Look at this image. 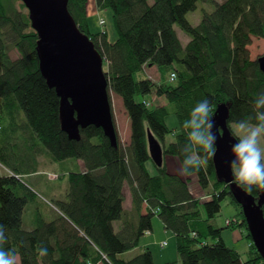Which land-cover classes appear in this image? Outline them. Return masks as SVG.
Instances as JSON below:
<instances>
[{
  "label": "trees",
  "instance_id": "obj_1",
  "mask_svg": "<svg viewBox=\"0 0 264 264\" xmlns=\"http://www.w3.org/2000/svg\"><path fill=\"white\" fill-rule=\"evenodd\" d=\"M26 9L22 0H0V164L9 171L0 175V225L3 248L15 250L17 264H156L149 248L122 257L153 231L155 216L177 239L178 261L164 264H264L255 246L243 259L214 224L227 197L240 206L232 192L210 194V201L196 196L212 187L218 191L225 182L216 175L213 157L195 172L194 166L185 169V160H199L204 153L189 139L193 129L183 127L204 99L212 106L205 125H211V135L220 129L221 104L231 131L234 123L258 126L264 120V106L257 108L264 101V72L249 49L253 39L264 38V0H68L80 31L104 59L110 97L122 99L129 117V145L123 146L117 134L118 148L93 125L80 129L78 140L61 129L60 99L39 70L38 35ZM106 10L117 34L113 41L102 30L106 20L98 21L97 32L89 21L91 14ZM197 13L201 18L195 23ZM10 47L19 57L11 58ZM149 67L161 73L160 82L146 75ZM151 95L166 104L147 106ZM169 115L180 131L170 129ZM148 132L164 149L161 167L150 156ZM172 134L174 140L166 144ZM42 154L55 164L75 163L76 169L40 171ZM169 161L177 164L175 171ZM184 171L194 174L183 176ZM38 173L55 180L65 175L68 183L63 198H47L49 214L36 187L25 180ZM248 193L257 197L260 190ZM245 221L231 220V228H243ZM245 236L250 240L249 232ZM39 248L47 255L40 257Z\"/></svg>",
  "mask_w": 264,
  "mask_h": 264
},
{
  "label": "water",
  "instance_id": "obj_2",
  "mask_svg": "<svg viewBox=\"0 0 264 264\" xmlns=\"http://www.w3.org/2000/svg\"><path fill=\"white\" fill-rule=\"evenodd\" d=\"M32 28L38 35L36 52L39 70L60 99L61 129L70 139H80V129L93 125L101 128L112 146L118 148L116 129L104 59L89 37L82 33L68 9V0H22ZM264 72V56L258 58ZM226 105L216 111L217 151L213 157L219 180L230 183L234 199L241 205L251 240L264 259V190L258 198L239 186L229 164L231 149L238 144L226 123ZM150 156L158 167L163 165V148L148 132Z\"/></svg>",
  "mask_w": 264,
  "mask_h": 264
},
{
  "label": "rangeland",
  "instance_id": "obj_3",
  "mask_svg": "<svg viewBox=\"0 0 264 264\" xmlns=\"http://www.w3.org/2000/svg\"><path fill=\"white\" fill-rule=\"evenodd\" d=\"M200 18H201V14L199 15L197 13L196 16L192 15V20L195 23H198L200 21ZM103 19L106 20V25L102 28V30L106 29L110 40L112 41L116 40L117 34H116V30L113 24L112 12L110 10H106V11H103L102 13H98L96 16L94 14L90 15L89 21H90L92 30L94 32L100 31L101 27L98 25V21L100 22ZM177 29L179 28L177 27ZM179 34L181 36V39H183L184 41L188 40L187 37L184 36L182 33H179ZM249 49H250L251 58L254 60L264 56V38L263 39H253L252 44L249 46ZM9 50H10L11 58L19 57V53L16 49H12L10 47ZM106 68L107 66L104 65V70H106ZM146 75L153 81L160 82L161 73H159L157 68L155 67L147 68ZM110 99H111L110 102L112 105V112L114 116L116 129L119 135V139L123 146H128L130 142V133H131L130 120L123 106V101L119 96H117L114 93H111ZM145 99H146L147 106H150V107L166 104L163 97H158L156 95H151L149 97H146ZM167 124L170 127V129L176 132L180 131L178 127L179 125L174 115L168 116ZM249 126H254V125H249ZM231 129L232 131H234L232 126H231ZM173 140H174V135L173 134L169 135L166 138L165 143L169 144ZM262 146H264V141H262ZM39 161H40V168H39L40 171L46 170L49 172H56L59 174V171L63 168H67L64 171H67L69 169H72V170L76 169L75 163L67 161L64 164H55L51 162V159H49L48 156H45L43 154L40 155ZM67 163H68V166L63 167V165ZM175 167H177V164L173 163L172 161L168 162V168L173 169V171H175L174 170ZM155 172H156L155 168L152 167L151 173L153 174ZM0 173L5 175V174H8L9 171L6 169V167L0 164ZM47 177H44V175H41L40 173H38V175L25 177V180L28 183H32L36 187V189L34 187L33 188L35 189V192L38 194L40 206L44 210L45 214H49V212L51 213V209H52V207L49 206L50 204L48 203L49 201L47 198H55V199L63 198L67 191V187H68V183H67V180L65 179L66 178L65 175L61 176L59 180H55L57 178L55 175H52V174H50ZM194 179L195 178L192 179V185H194V188H195L194 191L198 194L199 189L196 187L194 183L195 182ZM229 185L230 183L228 184L225 182V184L222 187H219L218 191H216V189L212 187L210 191L208 192L209 194L206 195L204 191H202L200 194L196 196L198 198L200 197L201 201H204L205 200L204 196H210V194L212 195L213 193L219 192L225 188H227V191H229L230 190ZM260 193H261V190H260ZM49 194L52 197H50ZM125 194H126V200H125L126 208H130L131 197H130V193L127 187H125ZM256 198H258V196ZM221 205H222V210L218 214V216L215 218L214 224L218 228L223 229L222 238L224 239L226 244L231 248L234 247V249L242 255V258L246 259L249 248L251 249L252 246L254 247V245H253L251 238L249 240L245 236V233L249 231H247L248 230L247 222L245 221V216L243 215L242 207H240L241 205L237 206L236 204H234L233 200L230 197H227L222 202ZM30 213H31V210L30 208H28L26 211L27 217L30 216ZM240 217L244 219L246 226L242 225L241 227L243 228H240V227L235 228V229L231 228V225H230L231 220L238 221ZM115 226L118 227V223H115ZM152 226H153V229H152L153 231L146 233L140 239V244L134 250L123 254L122 257L125 259H130L131 257L143 252L146 248H149L153 254L154 262L156 264H164L166 262H171V263L177 262L179 259V256L177 253L176 237L170 231L165 230L164 225L161 222V220L158 218V216H155L152 219ZM234 226H235V222L232 227ZM17 260L19 261V258H17Z\"/></svg>",
  "mask_w": 264,
  "mask_h": 264
},
{
  "label": "clouds",
  "instance_id": "obj_4",
  "mask_svg": "<svg viewBox=\"0 0 264 264\" xmlns=\"http://www.w3.org/2000/svg\"><path fill=\"white\" fill-rule=\"evenodd\" d=\"M261 106H264V101L257 103V108ZM211 112V104L207 99H204L191 112L190 122L186 120L183 124L184 128L190 126L193 129L189 139L194 145L199 146L204 153L203 157L199 160H193L191 157L185 160V169L189 166H194L195 172V170H198L203 164L207 163L209 158L215 156L217 148L213 145L216 136L210 134L211 125L205 127ZM232 128L234 129V138L239 141L231 149V155L234 159L229 164L235 180L239 186L248 192H251L254 187L258 190H264V146H262V141H264V120L258 126H249L246 123H234ZM194 172L188 173L184 171L182 175L188 176L194 174ZM204 198L205 200L208 198L211 200V196H204ZM149 232L147 231V233ZM4 243L3 225H0V264H17L15 250L10 249L5 251L3 248ZM38 254L40 257L46 256L47 249L39 248Z\"/></svg>",
  "mask_w": 264,
  "mask_h": 264
},
{
  "label": "flooded vegetation",
  "instance_id": "obj_5",
  "mask_svg": "<svg viewBox=\"0 0 264 264\" xmlns=\"http://www.w3.org/2000/svg\"><path fill=\"white\" fill-rule=\"evenodd\" d=\"M232 132V134H233V131H231ZM239 142V141H238ZM261 207H264V204H262V206Z\"/></svg>",
  "mask_w": 264,
  "mask_h": 264
},
{
  "label": "crops",
  "instance_id": "obj_6",
  "mask_svg": "<svg viewBox=\"0 0 264 264\" xmlns=\"http://www.w3.org/2000/svg\"><path fill=\"white\" fill-rule=\"evenodd\" d=\"M79 164H80V162H79ZM0 175H4V174H1V173H0ZM32 176H33V175H32ZM130 206H131V203H130Z\"/></svg>",
  "mask_w": 264,
  "mask_h": 264
},
{
  "label": "bare ground",
  "instance_id": "obj_7",
  "mask_svg": "<svg viewBox=\"0 0 264 264\" xmlns=\"http://www.w3.org/2000/svg\"><path fill=\"white\" fill-rule=\"evenodd\" d=\"M103 22V21H102ZM219 131H220V129H219ZM221 132V131H220ZM242 218V217H241ZM248 231V230H247Z\"/></svg>",
  "mask_w": 264,
  "mask_h": 264
}]
</instances>
